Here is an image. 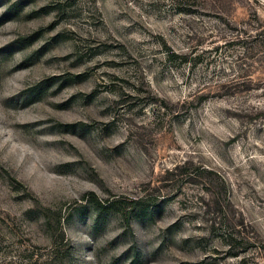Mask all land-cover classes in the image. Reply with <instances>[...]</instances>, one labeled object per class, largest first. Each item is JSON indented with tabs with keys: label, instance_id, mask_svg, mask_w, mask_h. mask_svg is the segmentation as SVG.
Listing matches in <instances>:
<instances>
[{
	"label": "rangeland",
	"instance_id": "1",
	"mask_svg": "<svg viewBox=\"0 0 264 264\" xmlns=\"http://www.w3.org/2000/svg\"><path fill=\"white\" fill-rule=\"evenodd\" d=\"M185 263L264 264V0H0V264Z\"/></svg>",
	"mask_w": 264,
	"mask_h": 264
},
{
	"label": "trees",
	"instance_id": "2",
	"mask_svg": "<svg viewBox=\"0 0 264 264\" xmlns=\"http://www.w3.org/2000/svg\"><path fill=\"white\" fill-rule=\"evenodd\" d=\"M146 199H134V200H128L127 203H125V210L128 209L130 213L133 215V218L135 219H142L145 217V206H146ZM185 264H200V263H185Z\"/></svg>",
	"mask_w": 264,
	"mask_h": 264
}]
</instances>
